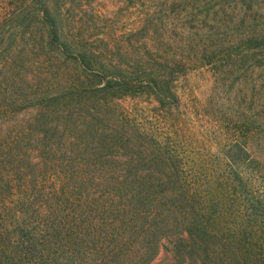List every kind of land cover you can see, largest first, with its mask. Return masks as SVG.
Listing matches in <instances>:
<instances>
[{"label":"trees","instance_id":"obj_1","mask_svg":"<svg viewBox=\"0 0 264 264\" xmlns=\"http://www.w3.org/2000/svg\"><path fill=\"white\" fill-rule=\"evenodd\" d=\"M31 3L51 45L90 79L33 95L35 123H0V264H264V123L225 126L209 145L217 155L192 160L140 123H75L70 94L176 98L156 69H94L88 52L59 41V18ZM10 112L0 106V118Z\"/></svg>","mask_w":264,"mask_h":264},{"label":"rangeland","instance_id":"obj_2","mask_svg":"<svg viewBox=\"0 0 264 264\" xmlns=\"http://www.w3.org/2000/svg\"><path fill=\"white\" fill-rule=\"evenodd\" d=\"M28 1L22 8L0 0V106L13 111L0 123H35L33 95H58L90 79L79 61L51 45L47 24ZM40 1L59 18V41L88 52L94 69L132 76L136 67L156 69L176 98L70 94L64 100L81 109L75 123H140L180 145L189 160L217 155L209 145L231 123H264V0ZM176 63L183 65L174 76ZM17 95L23 103L13 106Z\"/></svg>","mask_w":264,"mask_h":264}]
</instances>
